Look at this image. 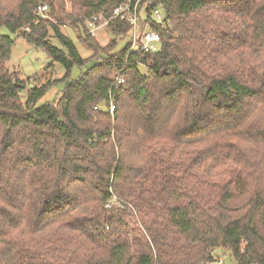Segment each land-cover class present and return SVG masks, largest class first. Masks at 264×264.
Masks as SVG:
<instances>
[{"label":"trees","instance_id":"obj_1","mask_svg":"<svg viewBox=\"0 0 264 264\" xmlns=\"http://www.w3.org/2000/svg\"><path fill=\"white\" fill-rule=\"evenodd\" d=\"M124 1L0 0V28L65 71L23 101L0 35V264H264V0H145L160 51L128 60L127 25L104 47L86 30Z\"/></svg>","mask_w":264,"mask_h":264},{"label":"rangeland","instance_id":"obj_2","mask_svg":"<svg viewBox=\"0 0 264 264\" xmlns=\"http://www.w3.org/2000/svg\"><path fill=\"white\" fill-rule=\"evenodd\" d=\"M59 30L61 34L73 42L83 59L90 58L91 52L83 44L77 41L78 37L80 36L79 31L68 25L60 26ZM0 35L9 36L15 41L11 49V56L7 63V67L10 71L16 72L18 78L24 82L25 90L21 94L22 100L25 101L26 94L30 89L45 84H49L50 89L40 103H45L56 99L59 91H61L63 85H65L63 83V85L58 84V82L63 79L65 74L64 68L59 64L51 65L50 59L46 56L42 49L40 50L39 48L26 43L22 39H17V37L9 33L6 28H0ZM48 37L49 43L51 45L59 47L56 40L53 39L52 33H49ZM112 38L113 36L109 33L108 28L103 27L100 28L99 31H96L93 39L99 44V46L104 47L112 40ZM127 42L128 36L127 38L118 41L117 49L123 50L126 47ZM95 64L96 60H89L84 67H73L70 73V79L72 81L76 80L81 75V73L85 72L88 68L94 66ZM211 264L234 263L229 259L227 251L224 249H218L213 253V260Z\"/></svg>","mask_w":264,"mask_h":264},{"label":"built area","instance_id":"obj_3","mask_svg":"<svg viewBox=\"0 0 264 264\" xmlns=\"http://www.w3.org/2000/svg\"><path fill=\"white\" fill-rule=\"evenodd\" d=\"M145 0H125L115 7L111 15L104 19L103 15L92 18L86 22V30L88 34L94 38L96 31L100 28H109V24L127 25L128 32V52L126 60L132 55L145 54L155 55L160 51L161 37L159 33L152 27L155 23L163 28L166 16L158 7L153 8L149 14L143 7ZM47 12L46 6H40L37 13L44 17ZM124 83L119 75L115 79V85ZM114 106L110 103V113H113Z\"/></svg>","mask_w":264,"mask_h":264},{"label":"water","instance_id":"obj_4","mask_svg":"<svg viewBox=\"0 0 264 264\" xmlns=\"http://www.w3.org/2000/svg\"><path fill=\"white\" fill-rule=\"evenodd\" d=\"M31 87V86H30Z\"/></svg>","mask_w":264,"mask_h":264}]
</instances>
